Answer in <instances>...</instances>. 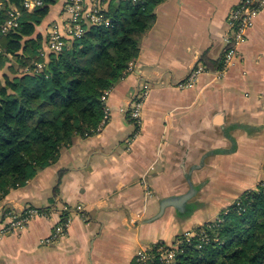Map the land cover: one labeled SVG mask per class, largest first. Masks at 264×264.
Segmentation results:
<instances>
[{
    "label": "crops",
    "instance_id": "1",
    "mask_svg": "<svg viewBox=\"0 0 264 264\" xmlns=\"http://www.w3.org/2000/svg\"><path fill=\"white\" fill-rule=\"evenodd\" d=\"M120 1L102 5L107 11ZM66 2L49 6L35 35L64 26ZM240 2L164 0L156 6L134 70L105 97L107 118L99 130L76 136L55 163L0 200V264H131L140 247L172 241L191 227L186 223L195 213L208 208L215 217L264 179V2L226 64L229 21ZM203 56L224 65L209 68ZM10 59L0 76L15 62ZM200 65L194 83L180 86ZM142 86L138 124L130 108ZM192 188L182 203L195 205L190 214L180 219L184 212L170 204L152 220L163 198ZM27 205L45 211L10 229L7 213ZM67 216V228L58 232ZM177 221L183 225L165 232Z\"/></svg>",
    "mask_w": 264,
    "mask_h": 264
},
{
    "label": "trees",
    "instance_id": "2",
    "mask_svg": "<svg viewBox=\"0 0 264 264\" xmlns=\"http://www.w3.org/2000/svg\"><path fill=\"white\" fill-rule=\"evenodd\" d=\"M43 1L32 11L24 10L14 30L0 32V68L11 57L15 61L0 76V200L55 163L76 136L99 130L106 92L127 75L144 33L155 23V8L164 0H121L106 11L111 25L87 23L81 37H66L61 52L45 57L40 53L49 33L44 37L35 30L57 0ZM6 2L0 8V26L10 4L21 7L22 0ZM202 59L209 68L224 65L223 60ZM35 61H44L45 67L35 73L22 70ZM220 215L204 225V232L197 228L190 240L183 233L176 236L183 240L172 264H264V190L244 191Z\"/></svg>",
    "mask_w": 264,
    "mask_h": 264
},
{
    "label": "built area",
    "instance_id": "3",
    "mask_svg": "<svg viewBox=\"0 0 264 264\" xmlns=\"http://www.w3.org/2000/svg\"><path fill=\"white\" fill-rule=\"evenodd\" d=\"M264 0H241V2L233 10L230 17V25L232 28V38L230 46L225 54L226 64L231 63L237 56L239 44L244 42L247 38L249 28L253 24L255 16L262 9ZM7 4L6 0H0V8ZM44 4L43 0H22L21 7L15 4H10V10L8 11V18L0 26L1 33H7L14 30L20 22L23 11H31ZM103 0H67L65 9L69 13V18L61 26L57 23L51 25L48 30L49 38L46 48L41 50V55L46 56L47 52H61L67 45L66 37H81L87 30L85 26L87 23L90 25H105L109 26L112 23V18L106 13V9L103 7ZM134 61L129 63L128 71L132 69ZM45 67L44 61H35L30 65H26L22 68L26 72H39ZM204 68L200 65L195 67L189 76L181 82L180 86H188L194 83L197 75L202 72ZM145 88H141L138 91L131 103L130 113L134 120L140 124L141 122V108L143 98L145 94ZM109 92V91H108ZM106 92V95L108 94ZM104 96V99L106 97ZM107 114H105V119ZM258 189L264 190V180H261L258 185ZM78 209H82L79 205ZM40 209L34 205H27L21 211H9V227L12 230L24 228L29 221L40 214ZM71 216H67L65 220H62L57 225V231L61 232L65 230L69 224ZM188 231L183 234L185 238ZM183 238H175L172 242H155L152 245L146 247H140L134 254L133 264H151L154 261H158L159 264H172L176 255V245L183 240Z\"/></svg>",
    "mask_w": 264,
    "mask_h": 264
},
{
    "label": "rangeland",
    "instance_id": "4",
    "mask_svg": "<svg viewBox=\"0 0 264 264\" xmlns=\"http://www.w3.org/2000/svg\"><path fill=\"white\" fill-rule=\"evenodd\" d=\"M134 70V65H133V67H132V69L131 70H129L128 72H131V71H133ZM144 86H142L141 88H143ZM141 88H139V91H141ZM145 88V87H144ZM137 94V93H136ZM264 180V179H263ZM257 187V186H256ZM255 187V188H256ZM257 189V188H256ZM234 202V201H233ZM232 202V203H233ZM231 203V204H232ZM221 212H222V210H221ZM221 212L220 213H218L215 217H212V216H210L211 214H209V211H208V208L205 210V212H203V213H201V212H197V213H195L194 215H193V217L190 219V221H188L187 223H186V225H189V226H191L189 229H187V230H182V228H180V230H182L181 232H179L178 234H181V233H183V234H185V232L186 231H188L190 234H188L184 239L185 240H190V238L193 236V235H196V234H198L197 233V231H196V229L197 228H199L200 229V231H202V232H204V225L207 223V222H209V221H211V220H214V219H217V218H219L221 215ZM201 216H203L204 218H203V220H198L199 219V217H201ZM197 221H199V222H201V223H199L198 225H196V224H194V223H196ZM176 222V221H175ZM184 223V225H185V221L183 222ZM183 224H179V222L177 221V224H173L172 222H170L169 223V226H166L165 227V232L167 231V232H170V229L172 228H176V227H180V226H182ZM158 231L160 232V228L158 229ZM178 234H176L175 236H174V238H173V240L172 241H174V239L176 238V236L178 235ZM207 239H209V238H207ZM172 241H170V242H172ZM178 246V244L176 245V247Z\"/></svg>",
    "mask_w": 264,
    "mask_h": 264
},
{
    "label": "water",
    "instance_id": "5",
    "mask_svg": "<svg viewBox=\"0 0 264 264\" xmlns=\"http://www.w3.org/2000/svg\"><path fill=\"white\" fill-rule=\"evenodd\" d=\"M194 192H195V189L192 188L186 194H183V195H180V196H175V197L163 198L162 201H161V204H160V209L157 212V214H155V216H153L152 220L162 216L164 211H165V208L168 205H170V204L177 205L180 208V212H184V213H181V214L187 216L188 214H190L192 212V210L194 209L195 205L192 204V205L185 206V205H182V203L186 202L193 195Z\"/></svg>",
    "mask_w": 264,
    "mask_h": 264
},
{
    "label": "flooded vegetation",
    "instance_id": "6",
    "mask_svg": "<svg viewBox=\"0 0 264 264\" xmlns=\"http://www.w3.org/2000/svg\"><path fill=\"white\" fill-rule=\"evenodd\" d=\"M177 217H179L181 219V218H184L185 216H182V215L179 214Z\"/></svg>",
    "mask_w": 264,
    "mask_h": 264
}]
</instances>
